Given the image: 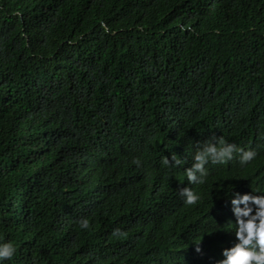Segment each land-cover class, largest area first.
I'll use <instances>...</instances> for the list:
<instances>
[{"label": "trees", "instance_id": "1", "mask_svg": "<svg viewBox=\"0 0 264 264\" xmlns=\"http://www.w3.org/2000/svg\"><path fill=\"white\" fill-rule=\"evenodd\" d=\"M214 135L257 157L188 185ZM233 191H264V0H0L4 264H214Z\"/></svg>", "mask_w": 264, "mask_h": 264}, {"label": "clouds", "instance_id": "2", "mask_svg": "<svg viewBox=\"0 0 264 264\" xmlns=\"http://www.w3.org/2000/svg\"><path fill=\"white\" fill-rule=\"evenodd\" d=\"M234 153L241 166L257 157L255 148L237 146L228 142L223 135H214L205 140L191 154V163L183 170L188 185L203 184L208 176L206 165L225 164L233 159ZM132 163L139 166L140 160L134 158ZM182 163L176 156L161 158V164L165 167H175ZM188 185L179 187L178 191L185 204L193 205L200 199V195ZM227 202L235 217L234 239L228 246L221 248L220 258L214 264H264V191H233ZM78 224L81 229L89 228L87 218H81ZM113 234L118 235L119 230ZM195 251L201 252L199 244ZM15 253L16 247L12 241L0 242V264L11 260Z\"/></svg>", "mask_w": 264, "mask_h": 264}]
</instances>
